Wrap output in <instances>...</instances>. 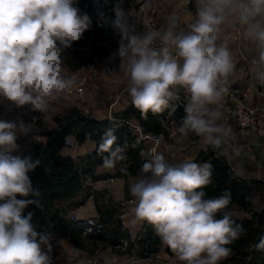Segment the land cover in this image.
<instances>
[{"label":"clouds","instance_id":"clouds-1","mask_svg":"<svg viewBox=\"0 0 264 264\" xmlns=\"http://www.w3.org/2000/svg\"><path fill=\"white\" fill-rule=\"evenodd\" d=\"M195 5L190 31L178 32L179 17L173 15L162 31L137 34L131 14L117 3L113 28L120 39L113 58L119 57L127 92L143 118L162 114L180 100L183 90L180 137L194 133L230 163L241 150L220 105L236 64L229 49L217 41L223 29L242 26L244 38L258 52L249 72L264 86V0H195ZM91 24L74 0H0V98L17 108L27 105L46 113L51 102L71 93L77 77L65 75L62 53L81 40ZM34 121L0 119V264H52L49 236L34 230L32 213L22 215L28 205L39 203L28 199L39 196L28 173L40 161L12 154L18 137L33 131ZM116 140L111 128L101 136L97 150L107 153L102 156L105 169L127 159L128 143ZM213 171L209 161L186 160L173 166L162 153H148L129 188L135 198L129 223L147 222L184 264H220L231 253L227 245L244 230L227 213L217 218L230 203V191L205 198L203 189Z\"/></svg>","mask_w":264,"mask_h":264},{"label":"trees","instance_id":"trees-1","mask_svg":"<svg viewBox=\"0 0 264 264\" xmlns=\"http://www.w3.org/2000/svg\"><path fill=\"white\" fill-rule=\"evenodd\" d=\"M96 3L101 6L98 14L92 11ZM117 3L131 14L132 23L135 24L140 3L132 0H74V6L92 19V24L83 33V37L90 33H102L108 18L115 17L113 8ZM119 39L115 34L109 41L94 45L92 56H96L99 62H104L118 49ZM81 40L73 43L79 44ZM66 55L67 68L72 71L85 67L91 60L79 57L78 52L73 49L66 52ZM62 113L63 115L55 117L54 126L42 132L44 140L33 146L31 157L40 163L28 175L33 187L39 191V196H30L28 199L39 203L28 205L22 215L32 213L31 223L37 233H47L55 239H67L83 255H92L106 248L113 249L123 239H127L128 245L123 251L119 250V253L146 258L157 252L161 246V238L154 228L143 222L141 232L131 239L117 217L119 204L116 207L96 206L98 216L93 220L72 218L70 212L85 202L88 196L85 189L86 176L96 179L95 169L102 165V156L107 155L99 154L97 150L106 129L114 130L117 144L127 142L129 145L127 159L117 166L124 175L139 176L145 158L141 155L144 153L145 142L138 136L136 126L142 134L166 133L165 126L169 124L171 117L177 119L185 116L182 104L174 106L173 103L162 114L149 113L145 119L130 99L118 113L120 122L83 115L73 106L65 108ZM68 137H72L77 143L90 142L91 153L76 157L68 155L65 144ZM196 161H209L214 168L211 183L203 189L206 199L218 197L225 190L231 193L230 203L217 213V218L227 213L244 230L238 239L227 245L231 248V253L221 264H264V197L261 199V208L255 209L253 201L256 189L253 181L237 175L233 166L210 146L196 156ZM89 221H92V225ZM164 250L171 252L167 245Z\"/></svg>","mask_w":264,"mask_h":264},{"label":"crops","instance_id":"crops-1","mask_svg":"<svg viewBox=\"0 0 264 264\" xmlns=\"http://www.w3.org/2000/svg\"><path fill=\"white\" fill-rule=\"evenodd\" d=\"M147 2H151V1L150 0H143L142 2H140V5H142V3H143L146 6V8L152 7L151 4L149 3V5H148ZM187 2H189V1L188 0H159L155 4H156V7L158 8V10H160L159 8H161V10H162V12H164L165 16L167 15V14H165V9L170 10L169 14L167 15L168 16L167 17L168 18L167 25H168L170 18L173 15H176L175 14L176 10H178L184 3L186 4ZM193 22H195V20L194 21H190V20L184 21L183 20L182 22H178L177 31L178 32L190 31V25ZM183 24H184V28H181ZM227 28L222 30L220 37L217 41L218 45L221 44V42H220L221 37L223 36L224 30H226ZM246 46H247L246 57H247L248 63L250 64L251 60L258 55V52L256 50V45L249 42L248 40L246 41ZM226 47L229 49V51L231 52L233 57H235L237 55V51L235 50L234 47H232V45L229 44V45H226ZM105 62L113 64L117 68V71L109 79H107V77H103V79L101 78L97 82L96 87L93 90H91V87H87V91L91 90L90 94L88 96H86V97L84 96L80 99L75 97L73 101H64V102L62 101V102L55 103V104L51 105L47 111L54 116H59V113H62L65 108L73 106V107H76V109L79 111H81L83 108H87L90 111L91 115L96 116L98 118H102L105 116V114L107 112L108 104L112 101L113 92L117 89L123 88L124 89V99L122 101L117 102L115 104V106L113 107V114L119 115L118 114L119 111L121 109H123L126 106V104L128 103V101L131 99L128 92H127L128 81H127L126 77L123 78L124 72L122 70H120V67H119L120 66V59L118 56L113 58V55H112V56L108 57L105 60ZM234 62H235V60H234ZM235 64H236V70H235L234 74L230 75L228 78L233 84L242 85L243 80H244V76L242 74V68H241L242 66L240 64H238L237 62H235ZM81 69L85 70L86 67H83ZM81 69H79V70H81ZM83 70H81V71H83ZM108 80H110L111 82H109ZM109 83H110V85H108ZM99 88H101L102 90L105 89V91H109V93L111 95L110 100H108V101L106 100V103H105V101L95 100V98H96L95 94H96V91L99 90ZM255 98H256L257 102L264 103V97L256 96ZM3 101L10 102V101H6L4 99H3ZM102 102L105 103V105ZM106 104H107V106H106ZM101 105H103V106L101 107ZM100 107L103 109L101 110ZM92 108H93V110H92ZM92 112L94 114H92ZM32 113H39V112L38 111H32ZM222 113H223V111H222ZM17 118L18 117L15 113H11L8 117V120H15ZM26 118H27V120H26L27 123H32V121L29 119V117H26ZM223 118H224V122L227 125H229L232 129L234 144L238 148H240V150H241L240 155L237 157H234V159L231 161V165L233 166L234 170L237 172L238 170L243 169V172L240 175L245 176L248 181H262V182H264V177H262L264 171H260V169L258 170V167H256L258 161L264 159V147L259 145L255 141L254 138L244 137L240 133L238 127L236 126V124L233 120H226L225 119L224 113H223ZM19 119L25 120V118H19ZM39 122H42V123L43 122H45V123L49 122V118L48 119H39L38 121L33 123V127L37 128ZM230 123H232V125H234V127ZM54 125L55 124H51L49 127L51 128ZM46 130H48V129H46ZM34 131H35V134L32 137L33 138L35 136L39 137L38 141H34L35 142L34 145H35L36 143L43 141L44 136L42 135L43 129H35ZM18 138L19 139H17V141L21 139L20 137H18ZM67 142H68V145L66 147L67 154L72 156V157L83 155L85 150L92 148V144L90 142L85 141L83 143H77L73 140L72 137H68ZM16 143L18 145V148L16 150L17 151L16 155H21V156H29L30 155L31 156L33 154V146L34 145L31 146V145H29V143H26L25 141H21L20 143L16 142ZM186 147H190V143L187 140L182 141V138L180 137L179 133H175L171 137V147L169 148V150L166 149L165 151H162L161 153L165 156L166 161L171 165H173L174 163L181 164L186 160H192V161L198 162V161H196V156L202 150H205L207 146L203 143V145H201V147L199 149H197V151H195L194 155H191L190 152L185 151L187 149ZM171 150L174 153H176L175 157L170 156ZM182 150H183V152H182ZM12 154H14V152ZM260 156H262V157H260ZM198 163H200V162H198ZM261 168H263V170H264V165L261 166ZM99 169L105 170V171L109 170V169H105L102 165L96 167V169H95V175L97 176L96 179L92 180L88 176V178L85 180V183L90 185L91 188H95L94 183L95 184L103 183L101 181H105L106 179L113 178V176H111L110 174L108 175L107 173H105V174L104 173H98L97 170H99ZM100 172H102V171H100ZM137 178H138V176H136V175H129V177H127L126 181L130 180V182H132V181L135 182ZM87 180L90 182L87 183L88 182ZM113 183H114V181H113ZM113 183L112 182H104V184H105L104 188H106V190L108 192L113 193V198H115L117 200V203L120 206L118 215H120L122 218V222H121L122 227L124 229H126L130 238L133 239L141 232L142 225H143V222L138 223L134 226L129 223V221L132 217V214H133L132 210L135 207V198L132 197L130 193H127L126 196H123V193H124L123 190L120 192V189L123 186L122 183L117 182L116 185H114ZM89 189H90V187H89ZM91 197H92V194L90 192V193H88V196H87L85 202L82 205L78 206L77 208L73 209L70 212V214H75V217L80 218V219H86L88 217L96 218L98 216L97 211L95 209L91 210L88 207V205L86 206V204H89V200ZM130 198L134 199V202L132 204H129L127 202L124 205L120 204L121 202H125ZM255 203H256V200L254 199V201H253L254 207H255ZM87 210H89V213L87 212ZM118 215H117V217H118ZM43 234L48 235L50 241L52 239H54V237H52L50 234H47V233H43ZM58 240H59V244H58L59 247L58 248L63 247V245H66L67 243H69L73 253L75 255L79 254L77 249H75L74 245L69 240H67V239H58ZM165 246L166 245L161 240V246L157 252L161 255L160 259L165 258L167 260L168 254L171 253L172 251L168 252V251L164 250ZM58 248L53 247L52 250L58 249ZM60 250H61V248L58 249V251H60ZM62 252H60V253H62ZM151 258L156 259L154 256H148L146 258L135 257L132 260L133 261L132 264H136L138 261H144V260H148ZM56 260H58V264H63V261H62L63 259H61L60 255L56 256ZM88 260H95V263H91ZM85 261H86V264H121L120 258L117 256V254H115L113 252L112 248H107V254L105 256L96 255L95 253L90 255V256L86 255Z\"/></svg>","mask_w":264,"mask_h":264},{"label":"built area","instance_id":"built-area-1","mask_svg":"<svg viewBox=\"0 0 264 264\" xmlns=\"http://www.w3.org/2000/svg\"><path fill=\"white\" fill-rule=\"evenodd\" d=\"M142 5H140L141 8ZM146 30L155 29L159 30L155 22L151 19H148L144 23ZM246 39L243 36V27L239 24H233L229 26L223 32L221 37V44L223 45H232L237 51V55L233 57L235 62L240 64L242 67V74L244 76L242 85L233 84L229 78L227 82L228 92L224 95L221 101V111H223L226 120H233L238 127L240 133L246 138H254L255 141L264 147V103L257 102L256 96L264 97V86L259 85L251 76L249 72V66L247 57H246ZM117 68L115 65L107 62H97L91 69L71 73L67 76L75 75L77 77V86L69 94L65 95L57 101L50 103L49 107L58 102L64 101H73L74 98L86 97L90 94V91L96 87L97 82L103 77L109 79L115 72ZM125 74L124 77L125 78ZM111 82L110 80H108ZM87 87H91L90 91H87ZM178 95L180 100L174 102V106L182 104L184 102V92L180 90ZM124 99V89H117L112 94V101L108 104V109L103 119H109L111 121L120 122L121 117L119 115L113 114V107L119 101ZM83 115H91L90 111L87 108H83L80 111ZM11 113H15L18 118L29 117L31 121L35 118V121L39 119H47L49 113H32L29 106H24L22 108H17L12 102H5L0 98V119L8 120V117ZM183 117L178 118L182 120ZM175 118L169 119V124L165 126L166 134L160 133L157 135L142 134L139 127L136 126V131L138 136L145 142L144 154L145 157L150 152H161L164 148H169L171 146V137L177 132V127L174 125ZM68 145V142H65ZM17 151L13 155H16ZM91 149L85 150L84 154H90ZM170 156L175 157L176 153L170 151ZM231 164V162H230ZM179 165L174 163L173 166ZM124 178L129 177V175H124ZM114 178L106 179L101 182H113ZM132 204L134 202L133 198L128 199L125 202H121V205L125 203ZM72 218H76L75 214L71 215ZM118 218L122 222V218L118 215ZM89 224L92 225V221H89ZM90 230V228H87ZM52 248L56 247L59 244L58 239H52L51 241ZM128 245L127 239H123L116 245L115 248L123 251ZM156 259H160L161 255L158 252L151 254ZM178 259L176 255L171 252L167 256L166 263L171 259ZM91 263H95V260H88Z\"/></svg>","mask_w":264,"mask_h":264},{"label":"rangeland","instance_id":"rangeland-1","mask_svg":"<svg viewBox=\"0 0 264 264\" xmlns=\"http://www.w3.org/2000/svg\"><path fill=\"white\" fill-rule=\"evenodd\" d=\"M132 1L134 3H140L143 0H132ZM150 1L151 2H147V4L149 5V3H150L152 7L146 8V6L142 3L141 8L139 7V10H137V12H136V17H135L136 23L134 25H135V29H136L137 34H140L144 30H146L144 23L148 19L153 20L155 22L157 28L161 31L164 28H166V26H167V20H168L167 15L169 14L170 10L165 9V14H167L165 16L164 12H162L161 8H159L160 10H158V8L156 7L155 3L159 0H150ZM188 1L189 2H187L186 4L184 3L178 10H176L175 14L179 17L178 22H182L183 20L184 21H187V20L194 21L196 18L195 0H188ZM100 9H101L100 4L96 3V5L94 6V9H92V11L94 14H98L100 12ZM114 20H115V17H109L108 18V20L105 23L104 31L102 33H100V34L90 33L88 35H85L79 44L73 43V45L70 49L77 51L79 57H83L84 59H87V58L91 59L90 62L85 66L86 69L85 70L81 69V70H83V71L89 70L92 68L93 65H95L97 62H99V60L96 59V56H92V54L94 53V45H99V44L105 43V42L109 41L116 34V32L113 28V21ZM181 28H184V24L182 25ZM68 51H66V52H68ZM66 52L62 53V56L64 58L65 75H69L71 73H76V72H82L81 70L72 71V70H69L67 68ZM108 85H110V83ZM95 95H96L95 100L105 101V103H106V100L107 101L110 100V96H111L109 91H105V89L102 90L101 88H99V90L96 91ZM105 103H103V104L105 105ZM102 106L103 105H101V107ZM106 106H107V104H106ZM102 109L103 108H101V110ZM92 110H93V108H92ZM92 114H94V113L92 112ZM61 115H63V113H59V116H61ZM55 117L56 116L49 113V115L47 117V119L49 118V122H46V123L45 122H43V123L39 122L38 127L37 128L33 127V131L29 135L19 136L21 139L16 141V142L20 143L21 141H25L26 143H29V145L33 146L35 143L34 141L39 140V137H37V136H35L34 138L32 137L35 134L34 130L35 129H43V132H44L46 129H49L50 128L49 126L51 124H55ZM26 120H27V118H25V120H23V121L26 122ZM181 123H182V120L175 119V121H174V125L177 128L181 125ZM230 124L232 125V123H230ZM232 126L234 127V125H232ZM176 133H178V132H176ZM184 140H187L190 143V147H186L187 149L185 151L190 152L191 155H194L195 151H197V149H199L201 147V145H203V143H204L202 138L195 135L194 133H189V135L187 137L182 138V141H184ZM169 148H167V149L169 150ZM165 150H166V148L161 150V152L165 151ZM183 150H182V152H183ZM260 157H262V156H260ZM263 165H264V159L258 161L256 167H258V170L260 169V171H264L263 168H261V166H263ZM100 171H102V172H100ZM97 172L98 173H104V174L107 173L108 175L110 174L111 176H113L114 183L113 182L112 183L114 185H116L117 182L122 183L123 186L121 187L120 192L123 190V192H124L123 196H126L127 193H130V191H129L130 185L134 182L132 180H131L132 182H130V180L126 181L127 178L123 177L124 172L122 171V169L119 166L116 165L115 168L110 169L108 171L99 169V170H97ZM262 177H264V172H263ZM87 178H88V176H86V179ZM89 182L90 181H88L87 183H89ZM94 186H95V188H91L90 185L85 183L86 192H88V193L91 192V194H92V197L89 200V204H86V206L88 205V207L91 210L92 209L96 210V206L104 207L106 205H114L116 207L118 205L117 200L115 198H113V193L108 192L106 190V188H104L105 187L104 183H98V184L94 183ZM253 186L256 189L255 190V192H256V194H255V200H256L255 209H259L262 206L261 199H262V197H264V182L253 181ZM89 187H90V189H89ZM87 212L89 213V210H87ZM238 215H240V214H238ZM86 219H92L93 220L94 218L88 217ZM58 247H59V245L56 246V248H58ZM60 248H61V250L58 251V249H60ZM60 248L52 250V252H51L52 264H58V260H56V256H58V255L61 256V259H63L62 260L63 264H86L85 260H86L87 254L83 255V254L79 253L78 255H75L73 253V251L71 250V246L69 243H67L66 245H63V247H60ZM112 250L120 258L121 264H132V262H133L132 260L135 257L130 256L127 253H119L118 252L119 250L117 248L116 249L113 248ZM60 252H62L63 254ZM95 254L100 255V256H105L107 254V248L103 249V250H98ZM88 256H90V255H88ZM221 261H220V264H221ZM136 264H184V262L174 258V259H171L170 261H168V263H166L165 258L159 259V260L151 258V259L144 260V261H138Z\"/></svg>","mask_w":264,"mask_h":264}]
</instances>
